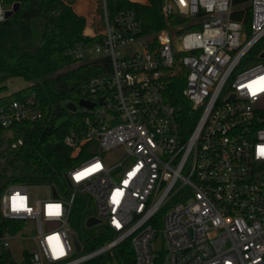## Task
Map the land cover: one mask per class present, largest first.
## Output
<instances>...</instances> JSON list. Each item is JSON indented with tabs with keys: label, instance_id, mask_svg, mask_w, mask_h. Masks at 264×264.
<instances>
[{
	"label": "built area",
	"instance_id": "built-area-1",
	"mask_svg": "<svg viewBox=\"0 0 264 264\" xmlns=\"http://www.w3.org/2000/svg\"><path fill=\"white\" fill-rule=\"evenodd\" d=\"M85 1L92 40L67 53L77 63L107 58L110 71L83 89L92 107L67 108L81 114L83 130L62 141L90 156L68 170L65 191L6 187L1 214L21 226L0 235V252L15 264H80L127 240L133 264H264V0H162L170 26L152 36L134 9ZM10 6L0 1V21ZM178 73L187 110L169 100ZM43 118L32 97L0 107L8 133ZM98 149L122 158L107 163ZM36 187L47 196L31 195ZM78 194L93 203L95 225L113 233L87 252L70 224ZM12 240L22 243L20 261Z\"/></svg>",
	"mask_w": 264,
	"mask_h": 264
},
{
	"label": "trees",
	"instance_id": "trees-1",
	"mask_svg": "<svg viewBox=\"0 0 264 264\" xmlns=\"http://www.w3.org/2000/svg\"><path fill=\"white\" fill-rule=\"evenodd\" d=\"M10 6L18 1V9L0 21V73L3 78L18 76L29 84L17 91L0 96V107L15 99L32 97L44 111V118L11 125L12 131L0 127V196L11 184L54 186L65 191L66 174L89 150L82 147L73 153L63 144V136L71 129L83 130L81 114L67 110L66 104L79 101L90 80L109 74L107 58L75 62L67 53L72 46L89 42L84 35L90 31L93 17L84 6L85 0H0ZM162 0H148L140 4L128 0H108L112 11L121 7L136 11L142 24V33L154 35L170 23L164 20ZM172 23V22H171ZM192 28L195 25L191 26ZM184 75L178 73L167 88L169 100L183 110L189 102L181 94ZM62 118V120H59ZM21 140V144L12 146ZM91 200L78 194L73 202L70 224L78 233L84 252L93 250L113 237L105 226L86 227ZM20 221L4 218L0 210V235L15 232ZM133 264V249L124 241L108 253L80 264ZM0 264H15L11 254L0 252Z\"/></svg>",
	"mask_w": 264,
	"mask_h": 264
},
{
	"label": "rangeland",
	"instance_id": "rangeland-1",
	"mask_svg": "<svg viewBox=\"0 0 264 264\" xmlns=\"http://www.w3.org/2000/svg\"><path fill=\"white\" fill-rule=\"evenodd\" d=\"M11 7V6H10ZM29 82L22 77L18 76H12V77H7L3 78V74L0 73V96L12 93L14 91H17L25 86H27ZM59 120H62V118H59ZM101 152V155L104 156V160L107 163L111 162H117L122 158L121 153L118 151H101V149H98V153ZM90 156V155H88ZM88 156L82 158V160L86 159ZM81 160V161H82ZM30 194L35 196L36 198H42L47 196V189L45 187H36V188H31L29 190ZM95 210H94V205L91 203V206L89 207V215H94ZM34 230L32 231V233ZM76 237L79 239L78 233L74 232ZM80 240V239H79ZM22 247V243L19 242L18 240H12L11 242V249L13 251V256L16 261L21 260V253L20 249ZM30 248H33L32 245H29ZM79 253H75V255H78Z\"/></svg>",
	"mask_w": 264,
	"mask_h": 264
},
{
	"label": "water",
	"instance_id": "water-1",
	"mask_svg": "<svg viewBox=\"0 0 264 264\" xmlns=\"http://www.w3.org/2000/svg\"><path fill=\"white\" fill-rule=\"evenodd\" d=\"M18 7H19V2L18 1L13 2L11 7L5 11V14H4L5 19L9 18L18 9ZM99 101L102 102V99H100ZM78 104L83 105V106L92 107L94 103L90 102L88 100H85V99H80L78 101ZM66 107L68 109H70L71 111L75 110V104L74 103L69 102L66 104ZM94 149H95V145H93L91 147V151L94 152ZM52 192L55 195L54 189L52 190ZM98 222H99V220L96 217H88L85 221V225H86V227H91V226H94L95 224H97ZM73 240H74V244H75L76 249L79 250L80 244L78 243V241L76 240L75 237L73 238ZM100 264H107V263L101 262Z\"/></svg>",
	"mask_w": 264,
	"mask_h": 264
},
{
	"label": "snow or ice",
	"instance_id": "snow-or-ice-1",
	"mask_svg": "<svg viewBox=\"0 0 264 264\" xmlns=\"http://www.w3.org/2000/svg\"><path fill=\"white\" fill-rule=\"evenodd\" d=\"M262 82H264V78H262ZM261 154L264 155V149L261 150Z\"/></svg>",
	"mask_w": 264,
	"mask_h": 264
}]
</instances>
